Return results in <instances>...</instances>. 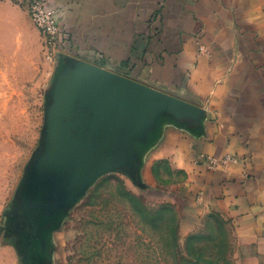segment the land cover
<instances>
[{
	"label": "crops",
	"instance_id": "obj_1",
	"mask_svg": "<svg viewBox=\"0 0 264 264\" xmlns=\"http://www.w3.org/2000/svg\"><path fill=\"white\" fill-rule=\"evenodd\" d=\"M44 1L68 37L73 58L63 62L103 67L203 109L199 125L158 120L141 173L150 156L171 155L199 199L184 216L220 213L239 264H264V0Z\"/></svg>",
	"mask_w": 264,
	"mask_h": 264
},
{
	"label": "rangeland",
	"instance_id": "obj_2",
	"mask_svg": "<svg viewBox=\"0 0 264 264\" xmlns=\"http://www.w3.org/2000/svg\"><path fill=\"white\" fill-rule=\"evenodd\" d=\"M40 1L59 26L52 45L28 0H0V264H239L230 221L215 211L184 216L199 199L171 155L150 156L141 178L143 146L138 179L107 169L54 222L18 217L28 172L45 151L61 58H73L56 8Z\"/></svg>",
	"mask_w": 264,
	"mask_h": 264
},
{
	"label": "water",
	"instance_id": "obj_3",
	"mask_svg": "<svg viewBox=\"0 0 264 264\" xmlns=\"http://www.w3.org/2000/svg\"><path fill=\"white\" fill-rule=\"evenodd\" d=\"M63 66L45 151L28 172L17 213L37 225L65 211L104 170L123 168L138 179L140 147L161 117L199 125L204 114L197 105L103 67L70 58Z\"/></svg>",
	"mask_w": 264,
	"mask_h": 264
},
{
	"label": "built area",
	"instance_id": "obj_4",
	"mask_svg": "<svg viewBox=\"0 0 264 264\" xmlns=\"http://www.w3.org/2000/svg\"><path fill=\"white\" fill-rule=\"evenodd\" d=\"M42 1L40 0H28L29 11L34 20V22L40 27L41 30L44 31L49 38V44L52 45L51 36L53 33L59 31V26L50 18L49 15L44 13L42 9ZM222 160L224 162H236L238 158L226 156L223 157ZM204 162L208 163L210 166H215L218 163V159L216 158H208L204 159Z\"/></svg>",
	"mask_w": 264,
	"mask_h": 264
}]
</instances>
